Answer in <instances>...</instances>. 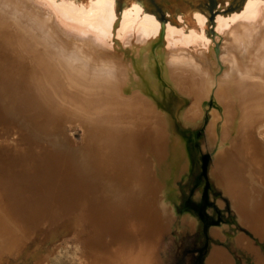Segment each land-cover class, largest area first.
<instances>
[{
  "label": "bare ground",
  "instance_id": "6f19581e",
  "mask_svg": "<svg viewBox=\"0 0 264 264\" xmlns=\"http://www.w3.org/2000/svg\"><path fill=\"white\" fill-rule=\"evenodd\" d=\"M217 1L221 12L211 20L202 3L185 19L179 7L175 16L166 7L147 11L144 0H0V145L24 152L35 134L48 140L22 158L18 152L19 165L7 153L0 158L12 163L7 175L0 171V264L25 255L29 264H160L156 194L188 180L205 150L232 225L264 239V213L241 207L246 184L254 192L264 186V0H245L233 14L222 12L231 0ZM3 107L20 112L27 132H40L24 131L26 144L23 125L6 135ZM208 112L199 146L195 130ZM52 142L69 144L81 160L62 149L57 157ZM71 210L75 220L67 219ZM224 225L212 234L263 264L253 239ZM70 228L83 242L68 258L60 243ZM207 264L234 260L214 245Z\"/></svg>",
  "mask_w": 264,
  "mask_h": 264
},
{
  "label": "rangeland",
  "instance_id": "374dc122",
  "mask_svg": "<svg viewBox=\"0 0 264 264\" xmlns=\"http://www.w3.org/2000/svg\"><path fill=\"white\" fill-rule=\"evenodd\" d=\"M6 108H7V110H5ZM8 109H9V111H8ZM10 109L11 108H9V107H3V109H2L3 120L4 121L7 120V121H5V123H6V122H8V119H6V118H9V121L11 122V123L9 122V124L10 125L12 124L11 127L13 126V124L14 125L16 124V125H15V128L12 127L13 128V131H12L11 130L12 128H10V130H9L10 125L7 124L9 126L7 127L8 130L6 132L7 133L6 135H8V133H9L8 136H11V134L14 132V129L16 131V129H19V127H21V125H23L24 127L22 126L19 130L22 129L20 132H21V134L24 133V135H21V136L26 137L25 141H24L26 144L27 143L26 140L29 141L27 139V135L29 134V132H35L36 133V131L39 129L38 128L36 129V127H34V126L30 127V128L28 127V129L30 131L27 132L28 131L27 126L19 123L21 117H20V119H19V117L16 118L17 115L20 116V112L16 111L18 114L15 111L11 113L12 110L10 111ZM3 112H5V113H3ZM13 113H15V114H13ZM10 117H11V119H10ZM16 119H18V120H16ZM209 120H211L210 112L206 113L203 122L195 130V132H196L195 142L199 146H202L203 142L206 140L205 128L210 123ZM12 122H15V123H12ZM17 124H20V125L18 126ZM25 127H26V129H25ZM34 128H35V131H34ZM24 131H26L27 135ZM77 131H79V132H77ZM77 131L75 132V137H74L75 143L81 145V143H83L82 142L83 141L82 140L83 135L81 134L82 130H77ZM37 132L39 133L40 131H37ZM13 134L15 135V133H13ZM34 134L30 133L29 137H31V136L34 137L35 135L37 136L39 134H40L39 136L42 135L40 138L43 137L42 132H40L39 134H35V135ZM79 135H80V137H79ZM36 136H35V138H37L38 140L34 138V140H37V142L35 141L36 143L33 142V144H32L33 138L31 137L32 138L31 139L28 137L29 139H31L30 140L31 142L29 141L27 143L28 146H26V148L27 147H28V149L30 148L29 153L34 152L35 150L38 149V147L37 148L33 147V146H37L34 144H37L41 141L42 142L44 141V140L39 141V139H40L39 136H37V137ZM23 140H24V137H23ZM47 141L45 140L43 143L46 144ZM29 143L32 144V145L30 144L33 147L32 151H31L32 148L29 145ZM53 143L54 142L49 143V147L51 146V148H49V147L48 148H49V150L51 149L52 152L55 151L56 156L58 155L57 157H59L60 153L62 152L61 155H63V153L68 154V155L70 154L69 157L72 154H74V155L76 154L75 156L72 155V158L74 157L73 158L74 160L75 159L81 160L79 151L75 148H72L69 144L68 145L63 144V143L55 144L56 142L54 144ZM53 145H54V147H53ZM55 145H57V146L61 145L60 146L61 148L60 147L57 148V146L55 147ZM0 146H2V147H0V150L2 148L3 150H1V151L4 154L7 153V155H9V156L11 155L9 157L6 154L3 155L2 153H0L1 159H2V157L3 158H6V156L9 157L8 159L6 158V161H9V159H10L13 162L15 157H16L15 159L20 160L23 157V155L26 154V153L25 154H23V153L26 152V150L28 152V149H25V151L23 152V149H21V147H20V149L19 148L18 149L22 150V151L19 152L17 150V148H15V147L14 148L16 149L17 152L13 151V149H14L13 146L10 147V152H9V148H7L9 146L6 147L7 150L3 144H1ZM3 147L6 150L5 152H4ZM52 147L56 148L57 151H56V149H54V151H53ZM11 148H13V149H11ZM87 148H89V147H87ZM60 149H62L61 152L59 151ZM18 152L20 154L22 153L21 158L18 157L20 155ZM55 152H54V154H55ZM58 152H59V154H57ZM93 152H96V151H93V149L90 148L87 151L86 156L90 160L92 159L94 161L93 156L95 157V155L93 154ZM209 153L210 152L207 150L204 151L203 156L201 158V162L195 168V170L191 174V177L186 181L185 180H179V182L177 183V189L176 188H174V189L167 188L165 193L158 192L156 194V195L159 194L160 196L159 195L158 196L161 197V201L159 203L158 202L157 203H158V207L161 209V214H162L161 216L163 217L161 224L165 230L163 237H162V240H161V243H160V248H159L160 264H207V257H208V255H209V253H210V251L214 245H221L223 248L227 249V251H229V253L233 257L234 264H256L255 259H254L250 250L244 249L242 246L236 245L229 238L228 239H220V238L215 237L212 234V228L216 225H212L213 223H216L217 225H221L223 223H226V224L228 223V225L223 226L224 230L226 232H230V233H235V231L244 232L251 239H253L255 244H257L260 247L261 251L264 254V239H262L260 236L256 235L253 232V230L251 228H249L248 226L239 225V224L234 225V226L232 225L234 222L233 220L236 216H235V213L233 212V210L231 208V204H230L229 200H227L226 197H224V194L222 193L223 192L222 189L220 187H218L216 184H214L213 181L211 180L210 166L212 163V158L209 155ZM91 154H93V155H91ZM12 156H13V158H11ZM1 159H0V164L4 162L3 163L4 168L1 167L2 165H0V167H1L0 171H2L5 175H7V173H6L7 168H10L9 166H12L11 165L12 163L9 164L10 162L7 163L6 161H2ZM19 160H14V163H15V161H18L16 165H19V162H20ZM5 162H6V164H5ZM5 165H8V166H5ZM203 165H204V167H203ZM80 169H81V165L78 166V170H80ZM3 170H5V171H3ZM4 174H2L0 172L1 177ZM102 178L105 179V178H110V177H106V175H104ZM202 181L203 182L205 181V182L201 188L200 186H201ZM246 186L248 187V191L246 193L248 195V197H245V198H248V199H247V202L241 204V207L246 212L247 211H249V212L254 211V215H255L257 210L259 211L258 214H261V212H262V215H263V213H264V206H263L264 202L261 203L260 200L262 198L264 186H262V191L258 190L257 192H254V190L252 188H250L247 184H246ZM145 195H147V193H145V194L142 193L141 196L139 194L140 197L137 194L135 197L138 199V201H140L143 198L146 199L144 197ZM142 196H143V198H142ZM152 197H153V195L151 196V198ZM222 201H223V204H221ZM254 202H256V203H254ZM245 204H248L250 206L247 208ZM258 204L261 205V207L259 205L260 208L257 207ZM164 206H167L168 208L166 207L167 209L165 208L166 210H163ZM187 209H191L190 214L186 212ZM203 209H205V213H207V215L200 213V211ZM251 209H253V210H251ZM194 211L196 212V214L199 218H197V216L193 213ZM76 212L77 211L72 212V210H71V212H69L70 217H68L67 219L68 220H75L74 214ZM165 212H167V213H165ZM67 216L68 215H66V217ZM263 217H264V215H263ZM262 221L264 223V218ZM75 225H77V223ZM94 231H95V229L92 228L90 233H93ZM39 238H40L39 234H36L35 237L33 238V240L31 241L30 245L33 246L34 243L36 242V240H38ZM82 238H83V235L80 232L73 230L71 228L67 229L62 234L60 247L65 254H67V253L69 254V255H66L64 257L69 258L70 256L76 255L78 253V251H79L78 246L82 245V242H83V241H81ZM62 245H64V246H62ZM71 246L73 247V249ZM71 250H72V252H71ZM202 251H205V254L201 258L200 254L202 253ZM4 264H29V263H28V259H27L26 255H25L22 260H18L17 257L12 256L10 259L5 261ZM263 264H264V262H263Z\"/></svg>",
  "mask_w": 264,
  "mask_h": 264
},
{
  "label": "water",
  "instance_id": "95a60500",
  "mask_svg": "<svg viewBox=\"0 0 264 264\" xmlns=\"http://www.w3.org/2000/svg\"><path fill=\"white\" fill-rule=\"evenodd\" d=\"M122 0H120L121 2ZM245 0H231V2L229 3V5L226 7V9L222 10L223 14H233L235 12H238L242 9V4ZM219 2L223 3V0H219ZM145 3V7H147V11H163L164 12V8H168L169 9V13L171 14V16H175L176 15V10L178 9V7L181 9V12L183 14V17H185V19L187 18L188 14L191 13V9L194 5H197L198 3H202L203 6L205 7V10L207 11V13L210 14V18L211 20L213 18H215L216 14H218L220 11V9L218 8L217 4L218 1L217 0H144ZM240 4V5H239ZM218 10V12H217ZM162 19H165L164 17ZM209 155L212 158L211 153H209ZM204 167V165H203ZM196 216V212H193ZM197 218H199L197 216ZM212 225H217L216 223H213Z\"/></svg>",
  "mask_w": 264,
  "mask_h": 264
},
{
  "label": "trees",
  "instance_id": "16d2710c",
  "mask_svg": "<svg viewBox=\"0 0 264 264\" xmlns=\"http://www.w3.org/2000/svg\"><path fill=\"white\" fill-rule=\"evenodd\" d=\"M200 213H201V214H204V215H205V214L207 215V213H205V209L201 210ZM205 251H206V250H205ZM205 251H202V253L200 254V257H201V258H202L203 255L205 254Z\"/></svg>",
  "mask_w": 264,
  "mask_h": 264
}]
</instances>
